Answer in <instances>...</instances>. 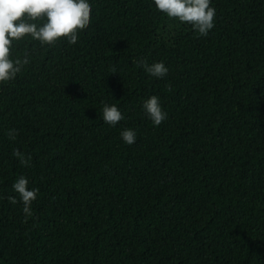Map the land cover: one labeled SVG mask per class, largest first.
<instances>
[{
    "label": "trees",
    "instance_id": "obj_1",
    "mask_svg": "<svg viewBox=\"0 0 264 264\" xmlns=\"http://www.w3.org/2000/svg\"><path fill=\"white\" fill-rule=\"evenodd\" d=\"M90 2L75 44L16 43L29 63L0 83V264H264V0H212L207 37L151 0ZM19 176L31 215L8 200Z\"/></svg>",
    "mask_w": 264,
    "mask_h": 264
},
{
    "label": "clouds",
    "instance_id": "obj_2",
    "mask_svg": "<svg viewBox=\"0 0 264 264\" xmlns=\"http://www.w3.org/2000/svg\"><path fill=\"white\" fill-rule=\"evenodd\" d=\"M211 4L212 0H151V7L157 12L189 25L203 37H207L215 26L216 9ZM91 19L90 0H0V83L15 80L29 63L26 57L13 54L16 43L29 38L47 46L63 37L68 44H75L79 33L90 25ZM138 66L156 79L164 78L169 71L162 61L149 64L141 60ZM140 106L153 127H158L167 118L156 95L143 99ZM100 115L109 127H115L125 119L115 103L102 102ZM7 135L14 141L18 132L9 129ZM120 138L123 143L132 145L136 142L137 133L126 128L120 131ZM12 155L21 165H28V158L19 149H14ZM28 184L25 176H19L11 185L15 195L8 197L11 204L21 205L26 216L32 214L30 205L38 192L36 187H29Z\"/></svg>",
    "mask_w": 264,
    "mask_h": 264
}]
</instances>
